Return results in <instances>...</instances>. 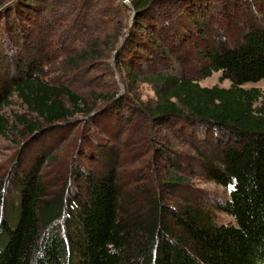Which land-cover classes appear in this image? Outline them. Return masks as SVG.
Masks as SVG:
<instances>
[{"label":"trees","instance_id":"trees-1","mask_svg":"<svg viewBox=\"0 0 264 264\" xmlns=\"http://www.w3.org/2000/svg\"><path fill=\"white\" fill-rule=\"evenodd\" d=\"M115 1L97 0V52L106 41L114 38L117 43L120 37L104 34L107 27L100 21L129 10ZM129 2L135 34L122 46L132 48L129 64L135 55L144 59L143 51L150 49L168 59L172 54L160 41L182 44L189 32L195 38L192 50L204 64L201 77L220 73L222 81L230 82L228 88H207L168 73L143 78L156 90L157 102L147 110L150 120L169 127L200 163L201 174L229 190V198L215 208L234 224L217 225L202 205H170L155 190L143 193L135 187L134 194L126 193L119 184L117 154L103 149L107 140L121 134L119 128L113 132L117 123L104 122L112 116L104 119L67 86L40 78L47 34L40 30L37 38L29 32L27 14L41 3L15 0L0 14V68L7 72L0 76V108L16 95L29 113L55 128L77 114L88 116L91 128L99 130L94 148L103 152L82 149L87 161L100 166L96 171L76 168L82 182L78 194L67 185L63 195L49 196L41 182L43 163L0 179V264H264V93L242 87L264 80V0ZM79 3L95 7L87 0ZM83 54L73 62L91 60L88 51ZM122 69L133 77L129 65ZM93 95L96 101L115 96ZM17 121L29 133L42 129L22 116ZM6 126L0 117L2 136ZM167 150L172 147L159 152L180 170V155ZM167 174L172 177L165 184L186 181ZM10 181L16 184L14 196L8 191Z\"/></svg>","mask_w":264,"mask_h":264},{"label":"rangeland","instance_id":"rangeland-1","mask_svg":"<svg viewBox=\"0 0 264 264\" xmlns=\"http://www.w3.org/2000/svg\"><path fill=\"white\" fill-rule=\"evenodd\" d=\"M13 1L15 0H0V14ZM87 1L95 7L82 8L79 2L85 3L86 0H39L41 4H37L36 9L28 10L27 30L37 38L41 37L40 30L47 34V59L45 67L39 72L40 78L52 85L67 86L76 95L93 104L94 111L97 109V112L103 113L100 115L104 119L112 116L104 122L115 121L117 125L115 124L113 132L119 128L121 134L107 140L103 149L117 154L119 184L126 193L134 194L135 187H140L137 192L143 193L155 190L170 205H202L207 208L217 225L234 224L231 216L215 208L216 204L229 198V190L207 180L201 174L198 169L200 163L194 162L188 146L183 147L169 127L150 120L147 110L152 109L157 102L156 90L151 82H144L143 78L168 73L196 80L201 87L207 88H228L230 82L222 81L220 73H214L209 78L201 77L200 69L204 64L191 47L195 38L182 25L184 28L181 27L180 31L186 32L184 43L172 40L165 42L166 44L161 41L159 43L165 52L172 54L168 59H161L155 49H150L148 52L143 51L144 59L135 55L129 64V51L132 48L122 50V46L127 36L135 34L130 0L128 4L123 0L115 1L118 5L119 2L124 3L129 10L118 11L112 17L100 19L107 27L104 34L112 36L120 33V37L117 43L113 42L114 38L106 41L105 45L99 46L97 52V0ZM88 12L92 13V18H88ZM6 17L10 18L8 15ZM83 51L89 52L88 57L91 60L73 62L84 55ZM122 65L131 67L130 73L133 77L129 78ZM6 73L0 68V76ZM242 87L264 93V80ZM93 93L104 97L110 94L115 96L111 101L104 98L96 101ZM21 116L37 124L38 128H42L41 131L29 133L17 121ZM0 117L7 121L6 134H0L1 180L17 177L20 173L36 168L38 163H43L41 182L49 196L63 195L67 185H70L72 194H78L82 182L76 174V168L96 171L100 166L96 161H87L82 151L91 150L95 155L103 152L94 148L93 138H97L99 130L95 132L91 128L88 116L77 114L67 123L57 124L55 128L29 113L21 100L14 95L8 106L0 108ZM50 127L55 129H48ZM105 138L108 137L103 136L102 140ZM165 146L172 147L169 151L180 155L177 158V163L182 167L180 170L166 162L165 153H161V156L159 150L165 151ZM167 173L184 177L186 181L180 185L165 184L172 177ZM15 188V182L10 181L8 191L12 196L16 195Z\"/></svg>","mask_w":264,"mask_h":264},{"label":"water","instance_id":"water-1","mask_svg":"<svg viewBox=\"0 0 264 264\" xmlns=\"http://www.w3.org/2000/svg\"><path fill=\"white\" fill-rule=\"evenodd\" d=\"M124 3H125V4H128V1H125Z\"/></svg>","mask_w":264,"mask_h":264},{"label":"built area","instance_id":"built-area-1","mask_svg":"<svg viewBox=\"0 0 264 264\" xmlns=\"http://www.w3.org/2000/svg\"><path fill=\"white\" fill-rule=\"evenodd\" d=\"M125 1H128V0H123V2H125Z\"/></svg>","mask_w":264,"mask_h":264}]
</instances>
